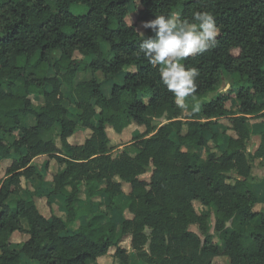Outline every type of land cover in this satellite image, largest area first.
<instances>
[{
  "label": "trees",
  "instance_id": "16d2710c",
  "mask_svg": "<svg viewBox=\"0 0 264 264\" xmlns=\"http://www.w3.org/2000/svg\"><path fill=\"white\" fill-rule=\"evenodd\" d=\"M131 2L0 0V160H11L0 178V264H22L23 256L99 264L111 250L120 264H214L219 256L264 264V210L256 209L264 198L255 191L264 176L252 174L253 159L264 161V130L248 150L249 122L264 123V0H138L134 22ZM196 11L211 12L220 32L214 49L182 61L199 71L183 104L212 93L184 117L160 66L139 52L154 35L139 25L169 13L191 20ZM118 76L107 95L103 80ZM227 77L233 83L220 90ZM32 94L43 102L35 106ZM133 122L144 126L136 151L114 155L108 128L122 133ZM216 125L225 127V144ZM80 128L89 133L74 143ZM40 155L62 164L51 181L49 161L43 170L35 163ZM23 178L39 183L31 189ZM83 191L87 208L78 204ZM39 197L50 205L60 198L66 215H46ZM196 202L215 212L214 229ZM96 207L107 222L87 214ZM17 233L26 237L14 242Z\"/></svg>",
  "mask_w": 264,
  "mask_h": 264
},
{
  "label": "clouds",
  "instance_id": "9594fccd",
  "mask_svg": "<svg viewBox=\"0 0 264 264\" xmlns=\"http://www.w3.org/2000/svg\"><path fill=\"white\" fill-rule=\"evenodd\" d=\"M142 27L150 29L154 35L142 40L139 52L151 65L160 66L161 82L183 108L184 99L196 92L199 71L194 67L186 68L182 61L217 46L220 30L214 15L196 11L191 20H180L176 13L160 14L144 21Z\"/></svg>",
  "mask_w": 264,
  "mask_h": 264
},
{
  "label": "rangeland",
  "instance_id": "374dc122",
  "mask_svg": "<svg viewBox=\"0 0 264 264\" xmlns=\"http://www.w3.org/2000/svg\"><path fill=\"white\" fill-rule=\"evenodd\" d=\"M139 4L138 0H137V4H135L134 2H131L130 6V10H131V14L129 15V21L130 22H134L137 19V11H136V6ZM83 10H86V8H82ZM77 10V9H76ZM141 23L139 25V29L141 31H145L146 29H144L142 27ZM91 73L92 71L89 70ZM97 74V73H96ZM88 74L82 73L79 75L78 79H82L85 77H88ZM98 77L103 78L102 74H98ZM103 80V79H102ZM123 80L122 76H118L114 79H110L109 80H103V90L106 94H110L111 92V88L114 82H120ZM233 83V80L231 79V77H227L224 79L223 84L220 87V90H225L227 89L230 84ZM68 96L71 97L70 93L67 91ZM212 95V93H208L206 95H202L199 96L197 98H195L194 101H188L186 102V104L183 107V116L187 117V116H191L194 113H197L200 109V107L202 106V103L204 101H206L210 96ZM32 100L34 102L35 106L40 105L43 102L42 98L36 97L35 95L32 96ZM72 101V100H71ZM70 107L71 109H74V103L70 102ZM157 122H161V121H165V118H159L156 120ZM254 122V121H253ZM29 123H32V119L29 120ZM144 130V126H139L137 123L133 122L132 124H130L128 127L125 128V130L122 133H117L116 131H114L113 128H108V133L109 136L111 138V142L113 145V154L116 155L118 154L119 151L121 150H128L130 152H135L136 148L134 146V140L136 138V136L138 135V133L142 132ZM89 133L88 130L82 129L80 128L75 135H73L70 139L72 142L76 143V142H81L83 141L87 134ZM259 137H255L254 135L252 136V138L250 139L251 141H249V149L250 151H253L254 148L256 147L259 139ZM202 154H205L204 148L202 149ZM49 161V166L47 169V175H46V180L47 181H51L53 178V175L55 174V172L62 167V164L58 163L54 158H51L47 155H40L37 158H35V163L39 166V168L41 170H43L45 168V162ZM11 163L10 159H4V160H0V178L4 176L5 171L7 166ZM253 166H255V173L257 175L258 178H260L262 175H264V161L260 162V164H257L254 162ZM145 177H149V173H147L145 175ZM39 181L37 179H31V180H26L23 178V184L25 186H29L31 189H35L38 185ZM125 189L126 191L129 190V186L128 184H125ZM257 193L260 195L259 197H264V195L261 193V190L258 188ZM22 195L27 197V193L26 192H22ZM100 196H97L96 199H99ZM92 199H89L86 192L83 191V193H81L80 199L78 201L79 206H81L82 208H87L89 205V201H91ZM38 204L40 206V209L42 210V212H44L46 215L50 216L52 212H55L58 215L61 216H65V210L63 208V201L60 198H54V201L52 203V205H50L47 201L46 197H39L37 199ZM122 204L124 202H121ZM196 207L199 211L201 212H207L209 213V220H210V224L212 225V229H214L215 227V223H216V215L215 212L213 210H210L208 207L196 202ZM256 209L258 210H264V202L263 203H259L256 205ZM101 211L96 207V209H94L93 211L91 210V212H88L87 214H89L90 216H96V218L99 220V223H105L107 222V220L105 219L104 216L101 215ZM100 214V215H99ZM112 215L109 214L110 216V220L113 219L116 222L119 221L120 217L122 216V213L120 211H112L111 212ZM97 215H99V217H97ZM119 226V224H118ZM74 227V226H73ZM193 229L197 230V225H193L192 226ZM26 236L23 233H17L14 235L13 237V241L14 242H20L21 240H23ZM216 240H218V238H216ZM124 245H130L129 243V239H126L123 242ZM219 245L221 247H224V242L220 241ZM14 247L19 248L20 245L19 244H13ZM130 251L132 250L129 246ZM114 250H111L110 253L106 256L100 257L98 259V263L99 264H120V261L114 257L113 255ZM140 261V262H139ZM137 260L136 258L132 257V262L134 264H143L141 260ZM34 260L27 258L26 256H23L22 259V264H33ZM214 264H230L229 259L226 256H219L215 259Z\"/></svg>",
  "mask_w": 264,
  "mask_h": 264
},
{
  "label": "crops",
  "instance_id": "0c3cea01",
  "mask_svg": "<svg viewBox=\"0 0 264 264\" xmlns=\"http://www.w3.org/2000/svg\"><path fill=\"white\" fill-rule=\"evenodd\" d=\"M110 93H111V92H110ZM107 95H108V94H107ZM109 95H110V94H109ZM32 96H34V95L32 94L31 97H32ZM260 99H261V100H264V96H261ZM238 104H239V101L236 100L235 103H234V105H233V108H234V109H237V108H238ZM139 126H140V125H139ZM249 127H250V129H251V137H250V139L252 138L253 135H254L255 137H259V138H258L259 141H258V143H257V145H256V147L254 148L253 151H250V149H249V143H248V150H249L250 152H254V151L258 148V146H259V144H260V142H261V131L264 130V123H263V122H260V121H258V122H253V121H251V122H249ZM109 128H110V127H109ZM214 129L220 133L221 141H222L223 144H225L226 141H227V135H225V134L223 133L225 127H224L223 125H216V126H214ZM249 141H251V140H249ZM254 162H255L256 165H257V164H260V162H263V160H262L261 158H255V159H253V161H252V165L254 164ZM255 168H256L255 166H252V174H253L255 177H257V175H256V173H255ZM263 176H264V175H262L260 178H258V177H257V178L260 180ZM258 188L261 190V193L264 195V185H262V184H260V183H259V184H256V186H255V191H256V193H257ZM257 195L260 196L258 193H257ZM259 198H260V199H263L264 197H259ZM99 200H103V202H104V201H105V197H104V196H101V197L99 198ZM131 251H132V250H131Z\"/></svg>",
  "mask_w": 264,
  "mask_h": 264
}]
</instances>
